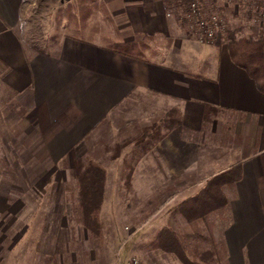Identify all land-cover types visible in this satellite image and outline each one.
<instances>
[{
    "label": "crops",
    "instance_id": "0c3cea01",
    "mask_svg": "<svg viewBox=\"0 0 264 264\" xmlns=\"http://www.w3.org/2000/svg\"><path fill=\"white\" fill-rule=\"evenodd\" d=\"M102 1L123 39L143 42L150 54L132 57L65 36L53 51L28 55L19 34L25 0H0L4 82L28 95L54 140L53 155L65 154L128 100L155 97L166 123L162 137L134 162L135 193L197 188L193 196L212 176L234 168L239 177L224 186L230 221L219 216L225 224L217 241L227 245L228 264H264V92L232 59L225 38L183 37L167 15L180 0ZM174 109L177 122L170 124Z\"/></svg>",
    "mask_w": 264,
    "mask_h": 264
},
{
    "label": "rangeland",
    "instance_id": "374dc122",
    "mask_svg": "<svg viewBox=\"0 0 264 264\" xmlns=\"http://www.w3.org/2000/svg\"><path fill=\"white\" fill-rule=\"evenodd\" d=\"M68 1H25L19 34L28 55L51 52L68 36V20L55 17ZM258 3L264 7V0H204L201 5L206 11L222 12L227 26L218 35L228 42L230 31L237 37H252L264 30L253 19ZM172 11L184 13L178 5L168 12ZM176 14L167 13L181 25L183 37L198 40L189 20ZM87 22L94 30L99 24L106 26L101 11L89 15ZM4 72L0 63V264H126L133 255L144 264H183L177 255L157 246V233L169 219L186 244L198 241L207 247L210 242L202 237L211 232L219 239L226 221L219 215H210L207 223L188 222L181 212H174L197 188L146 196L126 185L129 166L166 123V109L155 97L139 94L140 98L128 100L65 154L53 155L54 140L37 122L34 106L25 100L28 95L9 87ZM152 126L158 134L147 136L145 128ZM87 157L101 161L108 170L101 239L93 237L82 223L78 205L76 179Z\"/></svg>",
    "mask_w": 264,
    "mask_h": 264
},
{
    "label": "trees",
    "instance_id": "16d2710c",
    "mask_svg": "<svg viewBox=\"0 0 264 264\" xmlns=\"http://www.w3.org/2000/svg\"><path fill=\"white\" fill-rule=\"evenodd\" d=\"M102 0H69L65 6L56 11V19H67L70 27L67 35L71 38L95 43L100 37V44L104 47L132 57L143 54L144 43H133L123 39L120 31L113 24L112 16ZM192 0H180L179 8H185ZM103 13L106 26L99 24L95 30L88 25V18L97 12ZM111 24V26H110ZM257 37H237L232 31L227 33L228 46L232 59L245 68L253 77L259 89L264 92V30L258 31ZM226 35V34H225ZM219 37V38H218ZM219 40L223 35H217ZM170 124L177 122V110L169 112ZM145 134L152 136L158 134L156 127H146ZM162 137L161 133L144 148V153ZM135 163L129 166L126 175V185L132 187L133 171ZM107 167L92 157H87L85 164L77 175V187L79 193L78 205L81 210L82 223L95 238L101 239L103 228L101 223V210L105 198ZM239 176L236 170L229 169L218 175L212 176L205 187L196 195L190 196L174 208V212H181L188 220L208 222L209 216L217 214L227 222L228 197L224 192V186L236 181ZM211 232V231H210ZM157 246L163 251L177 255L183 264H228V248L224 241H217L211 232L202 239L210 242L207 247H202L198 241L186 244L179 234L169 225L161 227L157 233Z\"/></svg>",
    "mask_w": 264,
    "mask_h": 264
},
{
    "label": "built area",
    "instance_id": "2783aa9c",
    "mask_svg": "<svg viewBox=\"0 0 264 264\" xmlns=\"http://www.w3.org/2000/svg\"><path fill=\"white\" fill-rule=\"evenodd\" d=\"M26 1V0H25ZM204 0H192L187 7L183 8V15L178 12H168L169 15L173 14L177 17H181L183 20H189L191 25L190 31L196 35V38L201 42H212L220 30L224 31L227 24L222 12L217 9L206 11L202 7ZM262 3V2H261ZM256 14L253 17L254 21L261 22L262 28H264V7L259 3L256 5ZM126 264H144L142 259L133 255L128 258Z\"/></svg>",
    "mask_w": 264,
    "mask_h": 264
}]
</instances>
